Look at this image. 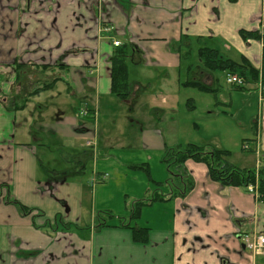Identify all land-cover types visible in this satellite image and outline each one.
Segmentation results:
<instances>
[{
    "label": "crops",
    "instance_id": "crops-1",
    "mask_svg": "<svg viewBox=\"0 0 264 264\" xmlns=\"http://www.w3.org/2000/svg\"><path fill=\"white\" fill-rule=\"evenodd\" d=\"M242 31L264 34V0H0V264H264V256H253L241 239L245 233L264 234V204L240 188L212 181L208 168L192 161L186 169L195 188L187 197L147 205V224L141 220L144 208L135 224L120 218L123 212L115 206L110 208L115 220L96 228L101 193L109 184L94 183V176L111 169L99 168V128L105 120L108 125L126 117L136 143L138 131L162 122L166 110L148 112L156 95L166 97L155 84L161 73L165 80L180 84L183 78L209 91L186 88L218 94L224 89L218 72H228L205 65L203 47L261 71L263 44L245 39ZM121 53L127 55L137 97L133 105L111 94L112 66ZM259 81L260 75L256 84L248 79L241 90L226 85L222 111L216 105L207 115L225 125L231 120V129L224 135L217 131L209 143L243 137L257 150L254 156L264 158ZM47 85L53 88L40 91ZM192 99L189 110L196 108ZM86 106L94 118L81 115ZM204 141L196 143L207 145ZM92 160L98 162L89 178ZM230 162L255 168L243 157L235 162L231 155ZM167 174L161 172L158 183ZM9 199L31 212L23 215ZM119 219L149 228L148 241L137 242L132 227H121Z\"/></svg>",
    "mask_w": 264,
    "mask_h": 264
},
{
    "label": "rangeland",
    "instance_id": "rangeland-1",
    "mask_svg": "<svg viewBox=\"0 0 264 264\" xmlns=\"http://www.w3.org/2000/svg\"><path fill=\"white\" fill-rule=\"evenodd\" d=\"M194 50L193 57L197 59V48ZM172 73L178 75L174 68ZM218 76L219 84H222L224 89L220 90L218 94H207L198 92L197 89L194 88L182 86V83H184L183 78H181L180 85L176 79L165 80L166 78L162 73L158 74L155 79V84L157 87L164 90L166 97L163 99L164 96L156 95L154 97L155 106L149 105L148 112L151 115H161L164 110H166V112L165 114L164 112L162 113L164 114L162 122H158L157 125L151 124V126L146 127L144 131L137 132L138 137L136 143L132 141V132L126 117H124V122H122V119L121 122L117 119L116 123L108 122V125H106L107 121L105 120L104 126L99 128L102 142L100 148L103 154L99 159V168L100 166L103 167L101 165L103 164L104 166H110L111 169L107 171L106 182H108L107 184H109V186L105 187L103 193H101L102 197H104V199L101 200L102 212H106L105 210L111 211L110 208L117 210L115 207L117 206L120 211L118 210L116 212H118V214L119 212H123V215L119 214L121 215L120 218L129 219L131 216L130 210L132 204L138 200H150L157 193H160L158 190V185H160V183H158V178L161 172L164 173V170L167 172L166 166L163 163L165 150L174 147L183 148L190 143L197 144L196 142L199 141L200 137L204 138V142H208L203 144H212L214 147L216 146V148L221 150L225 149L224 147L230 148L226 150L231 152L235 162L243 157L245 161L251 160L248 167L254 163L255 165L253 167H257L259 155L254 156L255 153L251 152L246 153V157L243 155V142H245L242 140L243 137H225V139L221 137L214 141L216 143H209V141L215 139L217 131H221V135H224L223 133H225L226 130L231 129L232 124L229 119L225 120L228 123V125H225L211 119L210 116L207 115V112L215 111V109H213L214 106L217 105L218 107L220 103L223 102V90L227 88L226 85L228 82L226 76H223L221 72H218ZM130 78H134L133 73H130ZM167 88L171 90V93L166 92ZM167 96H172L173 99L170 100ZM189 98H193L192 100L195 101L194 104L196 108L194 110H189ZM235 100L238 101L237 98H235ZM226 101L230 102V94L226 97ZM161 104H163L165 109L160 107ZM122 107L124 109L125 106ZM219 110L222 111V105L219 106ZM244 114L245 117H248L251 113L250 111H246ZM236 131L239 132L238 129H236ZM250 132L251 139L253 134L252 129ZM232 135L234 136L235 133H232ZM239 135L241 136V133H239ZM163 143H165L164 148L162 147ZM103 156H106V161L104 163L102 162V160H104ZM46 158V155H44L42 160L45 161ZM47 161L50 162L49 159ZM97 162L92 160L87 165L86 174L89 178L94 168L97 166ZM54 163L55 161L48 164L54 167ZM45 164V166H47L46 161ZM119 165H122L121 173H116L115 167H119ZM169 176L170 175L167 174L166 178L168 179ZM173 179H175V177H173ZM156 186L157 190L155 191L149 189H153ZM164 189L169 191L170 188L166 186ZM116 193H118L119 197L117 200H113ZM111 196L113 201L110 202ZM106 202L107 207L103 209L105 208ZM103 204L104 207L102 206ZM112 204L114 206H112ZM148 207L149 206H145L142 212L143 217L141 220L144 224L148 223V215L150 213ZM113 213L116 214L115 212ZM114 220L115 219H113V221ZM137 223L138 221L135 224Z\"/></svg>",
    "mask_w": 264,
    "mask_h": 264
},
{
    "label": "trees",
    "instance_id": "trees-1",
    "mask_svg": "<svg viewBox=\"0 0 264 264\" xmlns=\"http://www.w3.org/2000/svg\"><path fill=\"white\" fill-rule=\"evenodd\" d=\"M236 1V0H235ZM241 35L245 39H256L263 43V53H262V68L261 71L256 69L249 70V65H241L232 60L220 59L218 52L216 50L203 47L200 51V59L203 60L205 65L211 69L219 71H227L233 74H239L244 78L251 80L253 84H256L259 80V75L264 82V34L259 31L247 32L242 31ZM126 53H121L117 56L116 60L113 62L112 66V85L111 94L114 95L118 101L126 102L130 101L136 102L137 97L132 95V84L129 81V70L128 62L126 60ZM249 72L251 73L249 75ZM184 87H194L200 90H209L205 87L199 85L196 82H184L182 83ZM53 87L47 85L40 89V91L52 89ZM236 90L243 89L242 87L234 88ZM132 105L130 106L132 108ZM190 103L188 106L190 107ZM88 117H93V113L90 111ZM253 152V150H249ZM231 152L225 149H218L213 145H197V144H187L183 148L174 147L167 148L163 155V163L166 166L167 172L170 175L164 183V185L169 187V193L164 194L163 192L157 193L154 198L150 200H138L131 206V216L129 220L131 222L135 221L140 217L142 209L157 201H166L168 199L175 198H185L187 197L195 188V181L191 174L188 173L186 169V163L189 161L204 164L208 168L209 178L225 187H236L240 189L247 190L250 185L256 186L258 189L259 201L264 204V168L257 170V168L243 169L235 166L230 162ZM175 177V179H173ZM10 203L16 204L23 213V215L31 212L29 209L23 205L11 201ZM97 219L99 223L96 224V228H102L108 226V221L115 219V215L111 211L99 212ZM120 226L124 228L132 227L129 221L124 222L123 219H119ZM134 232V237L137 242L145 243L149 239V228H137L132 227Z\"/></svg>",
    "mask_w": 264,
    "mask_h": 264
},
{
    "label": "built area",
    "instance_id": "built-area-1",
    "mask_svg": "<svg viewBox=\"0 0 264 264\" xmlns=\"http://www.w3.org/2000/svg\"><path fill=\"white\" fill-rule=\"evenodd\" d=\"M116 46L120 45V42H115ZM228 84L232 86H242L245 83V80L236 74H229L227 78ZM262 91L264 92V85L262 86ZM245 148H247L245 146ZM248 192L257 195V187L250 185L248 187ZM242 237V241L245 244V247L251 252L253 256H263L264 255V234L262 233H253L245 234Z\"/></svg>",
    "mask_w": 264,
    "mask_h": 264
},
{
    "label": "flooded vegetation",
    "instance_id": "flooded-vegetation-1",
    "mask_svg": "<svg viewBox=\"0 0 264 264\" xmlns=\"http://www.w3.org/2000/svg\"><path fill=\"white\" fill-rule=\"evenodd\" d=\"M95 182L98 183V184L105 183V181L103 180L102 175H98V173L95 174V176H94V183Z\"/></svg>",
    "mask_w": 264,
    "mask_h": 264
}]
</instances>
